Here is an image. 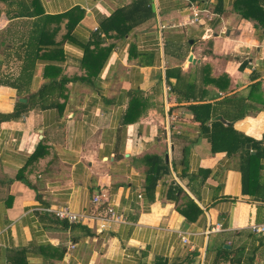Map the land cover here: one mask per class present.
Wrapping results in <instances>:
<instances>
[{
	"label": "crops",
	"instance_id": "1",
	"mask_svg": "<svg viewBox=\"0 0 264 264\" xmlns=\"http://www.w3.org/2000/svg\"><path fill=\"white\" fill-rule=\"evenodd\" d=\"M263 24L264 0H0V264H264ZM228 127L254 145L214 152ZM109 204L99 234L53 213Z\"/></svg>",
	"mask_w": 264,
	"mask_h": 264
},
{
	"label": "trees",
	"instance_id": "2",
	"mask_svg": "<svg viewBox=\"0 0 264 264\" xmlns=\"http://www.w3.org/2000/svg\"><path fill=\"white\" fill-rule=\"evenodd\" d=\"M119 14L120 13L115 14L112 17V19H109L106 22L105 25H108V24L114 25L115 19H117V16H119ZM20 16H23V14L20 15ZM262 26L264 27V24ZM31 44H33V43H31ZM94 45H95V49L96 50H92L91 49L92 44H90V43L87 46H85V57L83 58V61H82L83 65L86 66L87 75H88L89 78H91V75L93 74V72L91 70H89V69H91L92 67H94V65H96L99 62V59H100V48H99V44L98 43H94ZM40 48L41 47L38 44L37 49L40 50ZM207 109H209V106L208 105H200L195 110L196 111H203V110H207ZM197 117H198L199 120H201L199 116H197ZM201 121H203V120H201ZM226 129H229L232 132H231L230 135L222 136L221 137V141L219 139L220 137H217V136L212 137V138H214V141H213V144H212V147H213L212 150L214 152H215L214 146L216 144H219V142H223V143L229 144L230 146L234 147V150H227V151H225V152H227V154H234V153H236L238 151L239 148H242L243 150H245L244 147H245V145L247 143H252L253 144V142L250 139H248V138L244 137L243 135H241V134L233 131L231 127H228ZM236 148H238V149H236ZM38 149H39V147L37 148V150L34 153L33 157H35L37 155ZM263 154H264V152L261 151V150H257L255 156H252L251 154H248V159L246 160V172L248 174L251 173V169L253 167V162L256 161V160H259L263 156ZM159 176H160L159 173L154 174V177L152 178V184H150L151 188L154 187V185L156 183V180L159 178ZM190 207H192L193 209L197 210V212L199 211L198 209H196V207L194 206V204L193 205L191 204Z\"/></svg>",
	"mask_w": 264,
	"mask_h": 264
},
{
	"label": "built area",
	"instance_id": "3",
	"mask_svg": "<svg viewBox=\"0 0 264 264\" xmlns=\"http://www.w3.org/2000/svg\"><path fill=\"white\" fill-rule=\"evenodd\" d=\"M194 18H197L195 16ZM197 20V19H196ZM103 195H97L92 198L93 205H99L102 200ZM54 215L61 220H67L70 224H86L89 222L95 223V232L103 233L110 227L118 224L124 223V218L120 213H118L112 205H108L104 215H91L85 213H73L67 207H61L53 211ZM217 230V229H215ZM251 231L255 234H263L264 233V225L253 226L251 227ZM181 240L186 243V238L181 237ZM70 248L73 249L74 245H70Z\"/></svg>",
	"mask_w": 264,
	"mask_h": 264
}]
</instances>
